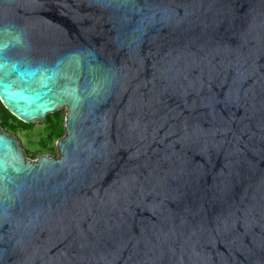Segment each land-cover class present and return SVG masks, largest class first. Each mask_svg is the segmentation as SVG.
Listing matches in <instances>:
<instances>
[{
	"label": "water",
	"instance_id": "95a60500",
	"mask_svg": "<svg viewBox=\"0 0 264 264\" xmlns=\"http://www.w3.org/2000/svg\"><path fill=\"white\" fill-rule=\"evenodd\" d=\"M0 102V264H264V0H0Z\"/></svg>",
	"mask_w": 264,
	"mask_h": 264
},
{
	"label": "rangeland",
	"instance_id": "374dc122",
	"mask_svg": "<svg viewBox=\"0 0 264 264\" xmlns=\"http://www.w3.org/2000/svg\"><path fill=\"white\" fill-rule=\"evenodd\" d=\"M58 113V112H57ZM62 117V128L64 130L65 134V118H66V109H62L59 111ZM56 114V113H55ZM54 114H51L45 118V120L41 122H36L32 125L30 129H19L16 135V137L19 139L21 142L23 148L29 152L34 159H38L43 155H55L59 156V151L57 148V142L60 140L64 134L62 135L61 138L55 139L48 148H44L42 146V140L46 136L47 133V127L49 124L48 118L53 116ZM56 131H59L56 129Z\"/></svg>",
	"mask_w": 264,
	"mask_h": 264
},
{
	"label": "trees",
	"instance_id": "16d2710c",
	"mask_svg": "<svg viewBox=\"0 0 264 264\" xmlns=\"http://www.w3.org/2000/svg\"><path fill=\"white\" fill-rule=\"evenodd\" d=\"M0 121L2 128L11 134H15L19 129H30L32 125L26 124L15 116H13L0 102ZM49 124L47 127L46 136L42 140V146L44 148H48L49 145L55 140L62 137L64 134V130L62 128V117L58 112L51 117L48 118ZM59 130V131H56ZM29 153V152H28ZM30 154V153H29ZM31 155V154H30ZM34 156V155H33Z\"/></svg>",
	"mask_w": 264,
	"mask_h": 264
},
{
	"label": "flooded vegetation",
	"instance_id": "af4514ba",
	"mask_svg": "<svg viewBox=\"0 0 264 264\" xmlns=\"http://www.w3.org/2000/svg\"><path fill=\"white\" fill-rule=\"evenodd\" d=\"M27 154H28V158H29V159H31V160H36V159H34L33 156L30 155L28 152H27Z\"/></svg>",
	"mask_w": 264,
	"mask_h": 264
}]
</instances>
